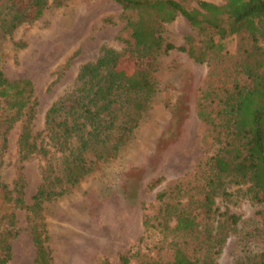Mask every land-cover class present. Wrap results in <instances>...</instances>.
<instances>
[{
	"label": "trees",
	"instance_id": "trees-1",
	"mask_svg": "<svg viewBox=\"0 0 264 264\" xmlns=\"http://www.w3.org/2000/svg\"><path fill=\"white\" fill-rule=\"evenodd\" d=\"M64 1L0 0V41L38 20L50 4L59 7ZM114 1L121 9L122 49L103 47L94 62L83 64L75 87L48 107L43 130L35 136L32 83L9 80L0 70V168L9 132L19 124L12 187L0 180V264L11 260L18 211L26 213L33 264H53L45 245L42 203L66 194L96 162L115 156L156 91L159 56L172 50L208 67L195 103L204 155L192 171L159 191L151 211L142 214L139 241H148L152 250H129L119 255V264H218L238 217L219 211L216 198L235 185L245 188L250 201L264 204V0L198 1L192 8L177 0ZM178 16L196 38L186 37L185 46L176 47L164 39L163 26ZM12 45L21 49L25 43ZM124 57L135 68L120 69ZM166 107L169 135L183 121L186 105L178 96ZM41 135L52 153L37 144ZM54 154L62 158L58 168L51 161ZM33 155L48 159L30 204H25L22 164ZM261 225L258 235L264 246V215ZM97 264L110 262L101 257ZM234 264H264V248L239 256Z\"/></svg>",
	"mask_w": 264,
	"mask_h": 264
},
{
	"label": "rangeland",
	"instance_id": "rangeland-1",
	"mask_svg": "<svg viewBox=\"0 0 264 264\" xmlns=\"http://www.w3.org/2000/svg\"><path fill=\"white\" fill-rule=\"evenodd\" d=\"M177 1L192 8L198 1L221 5L224 0ZM120 16L121 9L114 0H65L59 7L50 4L38 20L19 28L12 38L0 41L3 75L9 80L28 79L32 83L37 100L32 136L43 130L48 107L75 87L83 64L94 62L103 47L122 49L118 39L122 34ZM163 37L178 47L185 46L186 37L196 38V33L178 16L163 26ZM14 42H24L25 46L16 49ZM260 45L264 48V42ZM119 67L130 70L135 65L124 57ZM207 72L205 64L194 63L183 52L172 50L159 56L156 91L137 127L124 137L115 156L96 162L92 171L66 194L42 203L45 245L53 264H97L101 257L110 264H119V255L129 250H152L148 241H139L142 214L151 211L159 191L192 171L204 155L200 142L202 124L195 115V103ZM178 96L186 110L176 132L168 135L170 113L166 105ZM18 130L17 123L9 132L0 168V180L9 188L15 174ZM35 140L46 145L42 135ZM45 148L50 150L49 146ZM51 157L58 168L61 155ZM47 159L48 156L42 159L33 155L22 164L25 204L31 202L40 183V168ZM225 192L216 198L215 205L221 212L236 215L238 221L217 256V263L234 264L239 256L264 248L258 235L264 204L250 201L243 186L230 185ZM17 230L11 241L9 264H33L35 247L24 211L17 212Z\"/></svg>",
	"mask_w": 264,
	"mask_h": 264
}]
</instances>
